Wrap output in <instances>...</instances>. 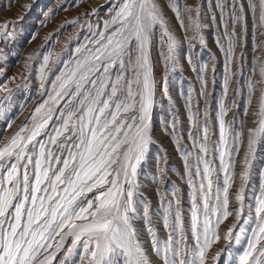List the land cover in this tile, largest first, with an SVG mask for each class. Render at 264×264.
<instances>
[{
    "label": "snow or ice",
    "instance_id": "6c2138e0",
    "mask_svg": "<svg viewBox=\"0 0 264 264\" xmlns=\"http://www.w3.org/2000/svg\"><path fill=\"white\" fill-rule=\"evenodd\" d=\"M108 3L109 18L104 21L103 30L92 31L93 26L86 25L91 34L84 38L86 43L76 47L75 59L72 53H68L67 60L61 54H56L53 60L50 51L37 54L42 56L38 78L47 99L34 109L31 124L20 126L0 146V264H208L210 249L222 238L227 242L225 247L211 256L212 264H220L223 255H234L233 242L239 244L246 232L239 226L244 186L234 197L238 206L231 212L228 210L229 189L235 179V155L243 131L242 127L235 129V115L225 118L234 106L240 107L235 99L240 88L233 90L231 100H227V91L231 76L237 72L242 75L243 52L235 71L231 65L237 46H243L240 41L247 30V12L252 13L259 34L264 36V0H248L247 9L241 0H217L227 41L225 44L218 39L217 43L225 57L226 75L223 93L216 100L214 119L219 140H212L211 158V102L204 111L200 109L207 84L203 75L206 64L198 69L193 66L201 81L195 108L191 89L186 94L187 132L193 147L198 149L195 154L179 145L181 136L176 130L179 122L175 116L171 120L169 135L182 152L191 189L188 229L195 240L192 248L187 243L188 229L179 190L167 179V170L158 167L153 177L154 184L165 185L163 191L157 190L162 213L151 209L140 192L138 180L149 148L155 143L152 110L157 89L153 40L158 32L157 47L166 49L160 51L159 62L166 69L161 83L169 100L168 75L178 66L181 42L156 0H108ZM168 7L180 28L194 33L185 39L189 43L199 39L203 44L204 25L199 7L185 6L181 0H168ZM98 11L89 15L95 16ZM78 22L77 18L67 23ZM11 24L8 21L0 25V36H12L6 31ZM237 24L241 25L240 32L236 30ZM253 47L264 48V40ZM37 57L29 56L28 60ZM50 61L52 68L48 67ZM257 71L259 78L255 83L251 76L246 82L249 107L257 90L260 94L252 113L256 127L248 129L245 171L240 174L244 181L249 175V156L254 155V145L264 139V53L253 61L252 72ZM51 76L54 79H49ZM45 83L51 85V91L45 88ZM247 114L245 107L244 115ZM243 123L240 120L241 126ZM165 126L168 127L167 122ZM212 135L215 137V133ZM190 156L192 164L188 163ZM217 158L219 164L214 166ZM195 177H199L198 184ZM261 192L254 210L250 207L248 218L243 220L244 224L254 222L255 227L246 236V247L236 257V264H264V174ZM169 194L173 199H168ZM232 212L237 216V224L220 233L219 225ZM137 221L143 222V231L138 229ZM157 222L168 230L166 239L158 235ZM145 232L150 237L147 244L142 242ZM154 257L159 258L158 262Z\"/></svg>",
    "mask_w": 264,
    "mask_h": 264
},
{
    "label": "rangeland",
    "instance_id": "374dc122",
    "mask_svg": "<svg viewBox=\"0 0 264 264\" xmlns=\"http://www.w3.org/2000/svg\"><path fill=\"white\" fill-rule=\"evenodd\" d=\"M115 2V0H113ZM161 6L165 15L168 17L172 31L177 39L180 40L179 62L175 72L168 75V89L171 100L165 97L162 91V81L166 71L162 63H160V49L157 47L159 42V33L157 32L153 40L152 60L154 62V74L156 80L155 105L152 110V136L155 141L149 148V155L146 164L141 169V174L138 177L141 185L140 192L150 202L153 211L161 209V198L157 195V190L163 191L165 185L163 183L157 185L153 183V177L157 174V168L167 170V179L172 181L179 190L181 197V208L186 229L190 224L191 216V201L189 192L191 189L187 184V174L182 152L179 145H182L187 151L195 154L198 149L193 147L192 141L188 138L187 129L189 128L188 112L186 109V94L191 89L192 102L194 108L197 106L196 101L199 98L201 91V81L197 76V72L193 70L206 64L207 68L203 73L207 80L205 95L200 100V109L204 111L208 108V102H211L212 116V131L209 133V158L212 156V140H219V128L215 122V110L217 107L216 100L223 93V81L226 75L225 57L221 51L217 40H222L225 44L226 39L223 37L224 28L221 24L220 9L216 6L217 0H181L185 6H198L202 15V24L204 27L201 30L204 43L199 39L191 41L185 37L194 35L191 31H183L177 21L174 13L168 7V0H156ZM247 9L248 0H241ZM108 0H0V25L12 21V24L6 29L11 32L12 36L5 38L0 36V111L3 115L0 116V146L11 137L17 129L25 123L31 124V115L34 109L39 106L45 99L47 93L41 88V80L38 78L39 66L42 63V56L37 57L38 53L51 52L53 60L56 54H61L62 59L69 58L68 53H72V59L76 58L75 49L81 44L86 43L85 37L91 33L86 26L91 24L92 31H102L104 21L109 18ZM98 9L95 16L89 15L93 10ZM52 12L49 15V12ZM79 22L76 24L67 23L76 19ZM225 21L228 19V13L225 12ZM187 24V20H185ZM63 26V27H62ZM237 32L241 31V25H236ZM260 29L255 24L252 13L247 12V30L242 33L240 45L235 50V57L232 61L231 68L236 70L240 63L239 57L243 52L244 59L242 65V75L237 72L231 76V81L228 86L227 100L233 98V90L240 88L239 94L236 95V103L239 108L233 107L225 117L231 119L234 115L237 117L235 129L240 130L242 127L243 137L242 143L239 146V152L235 155V179L229 189V205L228 210L231 212L238 206V202L234 197L239 192L241 186H244V201H243V216L239 226L244 227L246 232L242 236L239 244L233 242L232 257L226 254L221 257L220 264H236V257L242 254L246 247V236L251 235V228L255 227V223L244 224L243 220L249 216V208L254 210L256 197L262 194V174H264V139H261L254 145V155H250V169L247 180L241 179L240 174L245 171L243 160L248 151V129L254 128L253 123L255 117L252 113L256 110L259 96V90L252 98L251 106L246 104L247 101V80L251 76L253 83L259 78V72H252V64L255 57L264 53V48L253 47L259 41L264 40V36L259 34ZM51 36V39H48ZM71 38V39H70ZM91 46V45H89ZM67 49V52L65 51ZM37 57L29 61L28 57ZM191 57L192 64H189ZM27 64V66H26ZM49 68H52V62H49ZM59 67H62L59 66ZM58 74V73H57ZM54 79V76L49 77ZM45 88L51 91V85L45 83ZM259 89V86H258ZM45 94L42 95L41 93ZM227 102V101H226ZM245 107L248 108V114L244 115ZM175 116L178 120L176 127L181 139L179 145L173 141L169 133L171 129V120ZM240 120L244 123L241 126ZM167 122L168 127L165 126ZM10 125V126H9ZM183 129L184 131H181ZM51 131V128L49 129ZM161 131V132H160ZM195 133V129H192ZM212 133H215L213 137ZM47 139L46 137L44 138ZM231 139V137H229ZM166 156V159L163 157ZM151 160V161H150ZM157 160L159 164L157 165ZM188 163H193V157L188 158ZM218 158L214 160V166H218ZM203 166L201 165V168ZM222 175V174H221ZM215 178V174H213ZM197 184L199 177H195ZM149 194V195H148ZM154 195V196H153ZM168 199H173L172 195H168ZM254 217V211L252 212ZM201 222L203 217H200ZM215 222V217H212ZM138 229L144 230L142 221L136 222ZM237 224V216L235 212L223 219L219 225L218 231L225 233L228 228ZM155 227L158 235L162 239H166L168 230L164 229L162 222H157ZM238 230V228H237ZM187 243L190 248L195 247V240L190 229L186 231ZM150 240L145 232L142 242L147 244ZM224 239H220L214 243L209 251L208 264H212L211 256L216 251L224 248L226 245ZM151 252V249H148ZM158 262L159 258L154 257Z\"/></svg>",
    "mask_w": 264,
    "mask_h": 264
},
{
    "label": "bare ground",
    "instance_id": "6f19581e",
    "mask_svg": "<svg viewBox=\"0 0 264 264\" xmlns=\"http://www.w3.org/2000/svg\"><path fill=\"white\" fill-rule=\"evenodd\" d=\"M161 132V131H160ZM151 161V160H150ZM149 195V194H148ZM154 196V195H153Z\"/></svg>",
    "mask_w": 264,
    "mask_h": 264
}]
</instances>
